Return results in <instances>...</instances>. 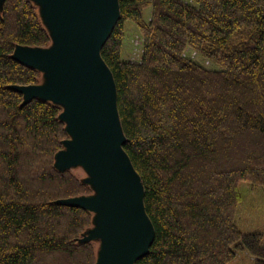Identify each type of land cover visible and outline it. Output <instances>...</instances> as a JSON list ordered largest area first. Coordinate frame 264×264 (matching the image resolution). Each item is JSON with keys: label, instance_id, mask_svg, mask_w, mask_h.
<instances>
[{"label": "trees", "instance_id": "1", "mask_svg": "<svg viewBox=\"0 0 264 264\" xmlns=\"http://www.w3.org/2000/svg\"><path fill=\"white\" fill-rule=\"evenodd\" d=\"M100 53L113 73L128 153L155 230L134 264H264V234L236 223L239 183L264 192V0H118ZM150 8L149 17L143 16ZM126 20L138 28L139 62L120 57ZM51 37L31 0L0 4V264H95L78 242L91 211L60 202L91 186L54 156L69 135L56 103L24 100L16 85L40 71L13 57ZM209 60L206 68L186 56Z\"/></svg>", "mask_w": 264, "mask_h": 264}, {"label": "water", "instance_id": "2", "mask_svg": "<svg viewBox=\"0 0 264 264\" xmlns=\"http://www.w3.org/2000/svg\"><path fill=\"white\" fill-rule=\"evenodd\" d=\"M37 1L52 45H19L13 57L44 71L47 81L14 88L25 101L40 98L64 105L60 119L70 137L54 165L62 171L81 164L95 194L60 202L96 214L98 225L87 236L102 239L95 264H134L148 253L155 230L145 210L141 178L123 148L113 73L100 53L119 18L118 0Z\"/></svg>", "mask_w": 264, "mask_h": 264}, {"label": "rangeland", "instance_id": "3", "mask_svg": "<svg viewBox=\"0 0 264 264\" xmlns=\"http://www.w3.org/2000/svg\"><path fill=\"white\" fill-rule=\"evenodd\" d=\"M36 7L37 15L50 34V27L46 21L43 5L40 1L31 0ZM188 1V0H185ZM2 1L0 0V4ZM150 14V8H145L143 11L144 18H148ZM124 36L122 38V46L120 57L125 61L139 62L142 55L143 40L142 36L137 28V26L130 20H126L123 26ZM52 40L49 45L45 48L51 47ZM186 56L193 59L196 63L200 64L206 68H216V65L211 63L209 60L204 59L193 51L187 50ZM40 71V70H39ZM47 81V77L44 71H40L39 84H44ZM57 104V103H56ZM61 108V112L64 110V105L57 104ZM64 122V121H63ZM65 126H66V122ZM68 133V132H67ZM69 135V134H68ZM70 137V136H69ZM68 137V138H69ZM67 138V139H68ZM65 145L61 149H64ZM60 149V150H61ZM58 152V151H57ZM56 155V154H55ZM55 163V156H54ZM67 170H70L82 183H86L91 186L92 193L95 194V189L90 180V175L84 169L81 164L73 165ZM239 189L241 192V202L238 206L236 214V223L242 232H248L253 230H259L264 234V192L260 186H252L248 181L242 180L239 183ZM98 225V220L95 213H92L91 223L87 228H85L78 239V242L91 241L94 245L96 259L98 253L101 249L102 239L93 238L89 240L87 236L90 231ZM96 262V261H95ZM229 264H253V257L246 254L245 252H240Z\"/></svg>", "mask_w": 264, "mask_h": 264}]
</instances>
